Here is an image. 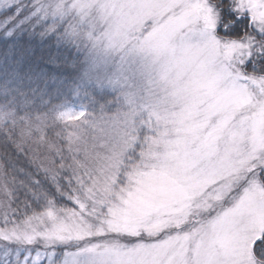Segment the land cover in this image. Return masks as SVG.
<instances>
[{
	"label": "snow or ice",
	"instance_id": "obj_1",
	"mask_svg": "<svg viewBox=\"0 0 264 264\" xmlns=\"http://www.w3.org/2000/svg\"><path fill=\"white\" fill-rule=\"evenodd\" d=\"M9 8L0 155L42 179L0 163V264H264V0Z\"/></svg>",
	"mask_w": 264,
	"mask_h": 264
},
{
	"label": "trees",
	"instance_id": "obj_2",
	"mask_svg": "<svg viewBox=\"0 0 264 264\" xmlns=\"http://www.w3.org/2000/svg\"><path fill=\"white\" fill-rule=\"evenodd\" d=\"M14 11H15L14 9L9 8L7 10L0 12V23H5L7 21V18ZM8 27H12V25L9 24ZM37 31H39V29H37ZM19 41L21 45H26L30 41L33 43V45H38L40 43V38L35 35L30 37L28 32L24 31L19 35ZM2 45H3V40L0 39V46ZM91 94L95 98V103L91 104V107L93 109H99L101 105H104L109 109V111H111L113 108L116 107L114 101L116 100L117 93L109 90L108 88L94 89L92 90ZM5 100L6 98L0 97V103H3ZM60 102H61L60 100L53 101V103L55 104H58ZM78 103H79L78 101H73V104H78ZM48 111L49 110L47 108H43L39 105V103H37L34 106L32 113L33 115H37V114L44 115ZM61 128H62V125H57V130H60ZM32 148L35 149L36 145H32ZM3 151H4V146L3 144H0V152H3ZM42 152H43V149H41L40 152L37 153V155L42 154ZM9 157H10V160H9ZM0 163L4 164L5 170L9 176H12L13 174H16L18 178L22 176V174L13 172L12 166L14 165L16 168H23L27 172H31L34 175H36L38 179H42V174L37 172L36 166L29 162L28 155L16 152V150L12 148L11 146H9L7 149V156L0 155ZM19 195L21 199L24 198L22 192Z\"/></svg>",
	"mask_w": 264,
	"mask_h": 264
},
{
	"label": "rangeland",
	"instance_id": "obj_3",
	"mask_svg": "<svg viewBox=\"0 0 264 264\" xmlns=\"http://www.w3.org/2000/svg\"><path fill=\"white\" fill-rule=\"evenodd\" d=\"M109 89V88H108ZM109 90H111V89H109ZM112 91V90H111Z\"/></svg>",
	"mask_w": 264,
	"mask_h": 264
}]
</instances>
